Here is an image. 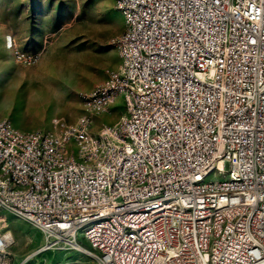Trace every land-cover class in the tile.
I'll use <instances>...</instances> for the list:
<instances>
[{
    "label": "built area",
    "instance_id": "2783aa9c",
    "mask_svg": "<svg viewBox=\"0 0 264 264\" xmlns=\"http://www.w3.org/2000/svg\"><path fill=\"white\" fill-rule=\"evenodd\" d=\"M114 1L119 65L81 95L84 113L36 131L0 118V223L5 211L42 235L20 264L54 250L264 264V0Z\"/></svg>",
    "mask_w": 264,
    "mask_h": 264
},
{
    "label": "rangeland",
    "instance_id": "374dc122",
    "mask_svg": "<svg viewBox=\"0 0 264 264\" xmlns=\"http://www.w3.org/2000/svg\"><path fill=\"white\" fill-rule=\"evenodd\" d=\"M124 20L114 0H0V118L21 131L49 128L54 118L76 121L84 113L81 95L119 65L111 41ZM122 111L118 100L110 113L94 117L91 130L114 123ZM1 216L14 243L0 264H20L40 246L42 235L8 212ZM23 264H93V259L82 251L54 250Z\"/></svg>",
    "mask_w": 264,
    "mask_h": 264
},
{
    "label": "bare ground",
    "instance_id": "6f19581e",
    "mask_svg": "<svg viewBox=\"0 0 264 264\" xmlns=\"http://www.w3.org/2000/svg\"><path fill=\"white\" fill-rule=\"evenodd\" d=\"M12 238H13V236H12Z\"/></svg>",
    "mask_w": 264,
    "mask_h": 264
}]
</instances>
